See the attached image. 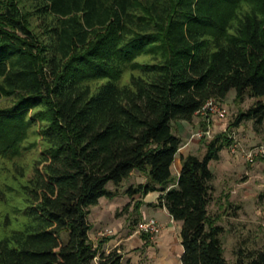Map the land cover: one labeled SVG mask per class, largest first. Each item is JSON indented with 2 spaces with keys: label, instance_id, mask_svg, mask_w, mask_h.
<instances>
[{
  "label": "trees",
  "instance_id": "trees-1",
  "mask_svg": "<svg viewBox=\"0 0 264 264\" xmlns=\"http://www.w3.org/2000/svg\"><path fill=\"white\" fill-rule=\"evenodd\" d=\"M232 90L254 100L232 127L264 135V0H0V264H122L89 215L134 171L126 193L182 223V264H264V246L228 261L210 213L227 132L172 175L173 123Z\"/></svg>",
  "mask_w": 264,
  "mask_h": 264
},
{
  "label": "crops",
  "instance_id": "crops-1",
  "mask_svg": "<svg viewBox=\"0 0 264 264\" xmlns=\"http://www.w3.org/2000/svg\"><path fill=\"white\" fill-rule=\"evenodd\" d=\"M200 121L199 114L191 122L180 121V130L186 129V132H194L195 126ZM227 122L228 118H216L214 127L216 130L221 131ZM248 125L249 131L245 130L244 123L236 127L244 146L249 145L253 142L252 139L257 138V134L253 130V122L248 121ZM242 133L244 134L242 135ZM185 134L179 133L176 135L181 138ZM183 138L185 139V137ZM200 145L201 141L198 139L190 137L185 140L172 166V175L175 179L180 174L182 159L190 154L199 156ZM205 152L206 145L202 149L203 155ZM219 156L218 160L211 161L209 164L214 173L215 201L212 205H214L215 212L212 213V216L217 219L218 224L224 227L221 220L228 218L226 216L232 209L229 204L247 198L248 190L253 189L251 183L258 184L260 191L263 190L264 163L250 165L251 169L246 170L243 167L244 164H247L245 160L242 157L232 155L229 147L222 149ZM240 169L249 178L244 183H235L236 171L240 172ZM126 180L119 189L117 196L114 198H101L97 205L91 207L89 215L91 224L90 240L95 245L102 242L101 250L105 253L117 249L122 255V264H182L184 253L181 239L182 223L175 221L165 207L158 206L160 192H150L146 195L126 193L128 188L146 183L147 175L145 173L134 171ZM225 211H227V214L224 213ZM144 218H154L162 225V232L157 237L151 239L137 232L136 225ZM105 230H110L112 233L103 236L102 233Z\"/></svg>",
  "mask_w": 264,
  "mask_h": 264
},
{
  "label": "rangeland",
  "instance_id": "rangeland-1",
  "mask_svg": "<svg viewBox=\"0 0 264 264\" xmlns=\"http://www.w3.org/2000/svg\"><path fill=\"white\" fill-rule=\"evenodd\" d=\"M235 91L232 90L227 98L222 101V105L228 109V122L225 127H227L228 133L231 135H235L236 139L240 144H244L241 136L237 132L236 128L232 127L233 123L238 117L240 112L246 111L249 106L254 102L253 99L246 98L243 104H236L234 102ZM201 121L195 126L194 132L187 131L186 129L180 130V122L173 123V131L174 134L186 133L185 136H181L182 145L185 143V140L192 137L194 133L201 129H205L207 124L204 122L202 116H200ZM245 130H250L248 121L244 122ZM181 131V132H180ZM214 136L221 133V131L216 130L213 125ZM244 133H242L243 135ZM185 137V139L183 138ZM196 139V138H195ZM201 141L200 149L198 150L199 156H202V149L205 147L206 142L210 141V139H198ZM253 142L249 143V145H243L245 148H251L256 145L264 144V135L263 133L257 134L256 139H252ZM246 170L250 168V164H244L243 166ZM251 169V168H250ZM236 181L235 183H244L248 180L249 176L240 169V172L236 171ZM127 180H125L126 182ZM253 189L248 190L247 198L244 200H238L234 202L232 205V209L227 214V211L224 213L227 214L226 219H222L221 223L225 227V232L221 235V239L223 242L225 257L228 261H234V251L240 245L245 246L249 249H261L264 246V188L260 191V186L258 184H253ZM261 196H263L261 198ZM215 201V198H214ZM213 201V202H214ZM212 202V204H213ZM211 204V215L215 212L214 205ZM239 207V208H237ZM233 218V219H231ZM235 218V219H234Z\"/></svg>",
  "mask_w": 264,
  "mask_h": 264
},
{
  "label": "built area",
  "instance_id": "built-area-1",
  "mask_svg": "<svg viewBox=\"0 0 264 264\" xmlns=\"http://www.w3.org/2000/svg\"><path fill=\"white\" fill-rule=\"evenodd\" d=\"M202 116L204 122L207 124L205 129H201L192 135V138L196 139H213L214 131L213 125L214 120L228 118V109L222 105V102L217 99H209L198 112ZM227 132L228 137L232 143L229 146V150L232 155L242 157L246 163L255 165L257 163H264V144L256 145L251 148H245L238 142L236 136L229 134L227 127H224L221 131ZM162 225L154 218H144L136 225L138 233L148 236L153 239L162 232ZM110 230H105L102 235L106 236L111 234Z\"/></svg>",
  "mask_w": 264,
  "mask_h": 264
}]
</instances>
